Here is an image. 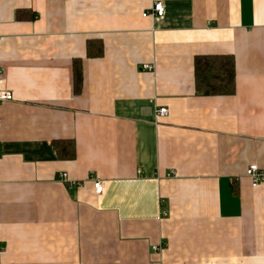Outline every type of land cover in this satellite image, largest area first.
<instances>
[{
  "label": "crops",
  "instance_id": "1",
  "mask_svg": "<svg viewBox=\"0 0 264 264\" xmlns=\"http://www.w3.org/2000/svg\"><path fill=\"white\" fill-rule=\"evenodd\" d=\"M0 35V264H264V0H0Z\"/></svg>",
  "mask_w": 264,
  "mask_h": 264
},
{
  "label": "trees",
  "instance_id": "2",
  "mask_svg": "<svg viewBox=\"0 0 264 264\" xmlns=\"http://www.w3.org/2000/svg\"><path fill=\"white\" fill-rule=\"evenodd\" d=\"M90 56H102L101 41L88 42ZM236 61L232 55H200L195 59V79L197 91L207 95H232L235 92ZM78 61L74 63L75 89L80 92L83 74ZM54 147L60 158L74 159L76 149L73 140H56Z\"/></svg>",
  "mask_w": 264,
  "mask_h": 264
},
{
  "label": "built area",
  "instance_id": "3",
  "mask_svg": "<svg viewBox=\"0 0 264 264\" xmlns=\"http://www.w3.org/2000/svg\"><path fill=\"white\" fill-rule=\"evenodd\" d=\"M164 12H165L164 5H163L162 2L159 1V2H156L153 5V7H152L150 12L144 13V16H147V15L162 16L164 14ZM2 42H3V37L0 35V44ZM143 68L152 71L154 69V65L153 64H145V65H143ZM0 70H1V67H0ZM11 99H13V95H12V93L10 91L0 89V102L1 101H5V100H11ZM168 114H169V109L161 107V108H159L156 111V118H157V120H159L161 117L167 116ZM245 176H247L250 179L251 184L254 187L259 186L260 184L264 183V171L256 163L250 165L247 168V170L245 172ZM62 177L65 180H68L66 173H63ZM93 182H94V187H95L96 192L98 194H101L103 192V190H104V181L98 179V180H95ZM75 184L76 183H74V184L72 183V184H69V185H70L71 188H73V186H75ZM159 248L160 247H158V246H154L153 249L158 250ZM2 252H3V249H2V247L0 245V254Z\"/></svg>",
  "mask_w": 264,
  "mask_h": 264
}]
</instances>
